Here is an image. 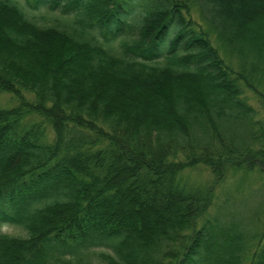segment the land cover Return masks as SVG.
<instances>
[{
    "label": "trees",
    "instance_id": "trees-1",
    "mask_svg": "<svg viewBox=\"0 0 264 264\" xmlns=\"http://www.w3.org/2000/svg\"><path fill=\"white\" fill-rule=\"evenodd\" d=\"M246 89L264 108V0H0V264H264V223L209 214L264 173Z\"/></svg>",
    "mask_w": 264,
    "mask_h": 264
},
{
    "label": "rangeland",
    "instance_id": "rangeland-1",
    "mask_svg": "<svg viewBox=\"0 0 264 264\" xmlns=\"http://www.w3.org/2000/svg\"><path fill=\"white\" fill-rule=\"evenodd\" d=\"M192 15L199 20L198 12L192 8ZM249 102L258 111L257 121L264 122V108L261 107L256 95L249 89L245 90ZM23 97L35 101L31 91L22 90ZM16 98L10 92H0V106L11 107ZM28 120H41L42 116L31 113ZM48 138L52 137L49 125ZM189 183H209L212 181L210 170L203 165L189 168L182 173ZM214 199L209 214L215 216L222 228L234 227L246 236L261 231L264 223V173L254 171L229 170L226 176L213 184ZM2 232L11 235H21L23 231L14 226H4Z\"/></svg>",
    "mask_w": 264,
    "mask_h": 264
}]
</instances>
